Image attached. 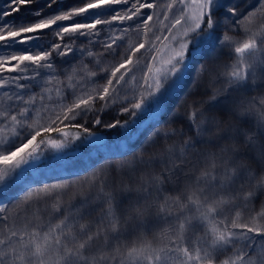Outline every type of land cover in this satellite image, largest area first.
<instances>
[{
    "label": "snow or ice",
    "instance_id": "6c2138e0",
    "mask_svg": "<svg viewBox=\"0 0 264 264\" xmlns=\"http://www.w3.org/2000/svg\"><path fill=\"white\" fill-rule=\"evenodd\" d=\"M57 2L47 0L45 7ZM33 3L39 0H6L0 5V52L4 53L0 58V191L16 179L19 170L40 158L42 147L63 149L69 140L84 142L89 137L94 138L89 142L98 141L87 124L128 130L134 118L153 104H163L171 89L189 75L190 87L203 84L207 96L193 101L184 116L194 136H187L182 127L166 129L164 147L148 156L142 147L136 150L126 165L127 179L114 180L111 191L104 190L107 176L93 177L96 197L81 194L79 206H65L56 195L50 205L45 203L23 220L17 217L11 222L7 205L0 200V264H264V224L257 220H264V201L251 223L239 222L241 213L235 211L241 200L247 208L259 198L258 191L264 192V175L257 177L245 160L251 153L252 159L264 161V110L256 107L255 97L233 95L264 85V0L255 4L244 0H74L69 10L38 22L12 19L21 7ZM158 8L162 10L157 12ZM34 14L42 17L43 12L37 9ZM160 17L167 35L152 30L150 22ZM65 21L71 23H61ZM125 22L131 23L125 26ZM133 30L148 39L121 51ZM77 41H87L90 47ZM161 41H168L164 44L168 58L155 69L151 62L144 64L147 93L133 97L132 103L120 92L129 78L135 80L133 72L140 60L134 61L133 56L146 50L155 62ZM96 47L102 49L99 55L91 50ZM77 52L91 58L99 71L81 61L79 71L73 66L59 79L56 62L68 63ZM205 53L208 59L198 63L193 74V63ZM105 54L119 59L101 67ZM259 103L264 108V100ZM108 111H115L116 118L104 123L100 117ZM121 113L129 119L122 122ZM48 114L54 119L49 116L47 127L37 130L30 122ZM232 116L255 118V130L238 129ZM57 123L63 127H54ZM71 128L77 130L75 135L70 136ZM52 132L62 138L37 140L42 133ZM238 133L244 137L243 145L237 142ZM157 134L158 129L149 139ZM177 134L185 138L168 144V138ZM198 143L217 147L197 148ZM124 169L121 165L115 171L119 174ZM242 180L256 183L245 191L244 184L238 185ZM63 187L57 182L28 188L17 202H43ZM101 199L105 207L99 223H81L89 205ZM150 220L170 225L162 247L153 246L155 235L153 241L140 235L130 245L118 243L125 225L146 231Z\"/></svg>",
    "mask_w": 264,
    "mask_h": 264
},
{
    "label": "trees",
    "instance_id": "16d2710c",
    "mask_svg": "<svg viewBox=\"0 0 264 264\" xmlns=\"http://www.w3.org/2000/svg\"><path fill=\"white\" fill-rule=\"evenodd\" d=\"M68 2V3H67ZM134 2V0H133ZM47 3V0H43L41 4L37 5L36 7H44L46 10L43 12L42 17H37L34 22H38L39 18H51L52 15L60 14L63 11L69 10V6L74 3V0H58L57 3H53L51 7H45V4ZM67 3V5H66ZM244 3H253L255 4V0H244ZM241 7H244V4H241ZM19 14V15H18ZM22 21L24 22H32L34 18H31L27 16V14H20L16 13L13 15L12 19L16 18H22ZM78 20V22H88L83 21L80 18H75ZM65 25H68L69 21L61 22ZM131 23V22H130ZM55 27V26H54ZM135 26H133V29ZM135 31V30H134ZM136 32V31H135ZM138 36V35H137ZM140 37V36H138ZM166 43V42H165ZM161 52L164 50V45L161 46L159 49ZM191 52V48L189 50ZM16 54H19L18 52ZM208 59V54L205 53L204 56L198 57L195 62L193 63V74L195 67L198 63L204 62ZM222 60H227V57L224 54H221ZM81 62V61H80ZM78 61L72 62L70 64V70L74 66L77 71L81 68V63ZM83 64H86L85 61H82ZM88 65V64H86ZM88 67L93 71H98V69H93L89 65ZM68 69V68H67ZM68 71V70H67ZM59 79L63 80L64 75H60ZM192 76L189 75L186 79L183 80L182 83H179V87L176 89V91L171 95V98L169 100L170 104L167 105L163 111L160 113H163V117H161L158 122L151 127L149 130L146 131V134L144 136L143 134L138 138V140H133L129 143L128 146H125L123 151H112L110 153H106L102 157H95V158H84L83 156L76 160L73 166L67 167L63 171H57L56 173H45L41 172L38 177L33 176L34 172H38L43 167L48 166H60L61 163L66 162V160H69L74 157L81 156L84 152L91 151L97 146H88L86 142L81 141H71L69 140L68 144L63 149H51L47 146L42 147L41 152L42 155L39 159L34 160L31 162L30 166H24L21 170L18 171L16 179L10 183L3 191H0V200L4 202L5 205H7L8 212L6 213L9 215V221L11 222L14 218H17L19 216L20 219H23L25 216L30 215L35 209L42 208L45 203L51 204L55 198L56 195H60L61 199L64 201L65 206L69 205V203L79 206L82 196H87L89 199H92L96 197L97 195V188L92 187L91 185V179L93 177H99L104 178L107 176V183L105 184L104 190L111 191V184L112 182L118 181L121 177L127 179L126 177V165L127 162L130 161L133 157V153L143 148V152L145 156L150 155L154 149L156 148H163L165 145V141L163 139L162 133L169 128H183L184 132L187 136H194V133L189 129L188 123L186 119L184 118L185 113L190 105H193V101L204 99L207 96V93L204 91L203 84H198L196 87H190ZM207 77L205 76V80ZM100 83H103V81H99ZM92 85H89V88H91ZM215 87H219V85H216ZM261 93H256L253 91L248 92H237L234 93V96L239 97L241 94H243L246 97L252 98L255 97V104L256 107L260 110H264V108L260 105V100H264V85L261 86V88H258ZM141 93L146 94L147 93V87L143 86L141 88ZM137 98L139 95L136 96ZM71 96H69L68 102H71ZM135 103V99H133ZM130 107L129 105H126ZM97 107H99V103L97 104ZM152 107V106H151ZM175 110V111H174ZM57 112L60 111V109H56ZM215 111V110H214ZM153 110L147 109L144 115H141L137 118H134V123L128 125V130H123L121 128H115V129H108L104 128L95 124H87L86 126L90 127L92 131H103L107 133L108 135V141L107 144H112L120 139H129L133 136L134 131H132V126L139 127L143 124L144 121L147 120V118L152 115ZM91 118V114L89 117H85V120H89ZM104 123H110L113 121L114 118H116L115 111H108L101 115L100 117ZM122 122L125 120H128L129 117L126 114L121 113L118 117ZM52 119H54V116H52ZM231 120L233 124H235L238 129H252L255 130L256 121L255 118L247 119V120H241L237 116H232ZM77 121H79V118H77ZM54 127H63L62 124L57 123L54 125ZM159 130V134L152 136L151 140L149 137L155 130ZM39 130V129H38ZM70 135L76 134V129L71 128L68 129ZM75 134H74V132ZM144 136V137H143ZM62 137L55 133H42L41 137H38L37 140L40 139H61ZM185 137L180 136L177 134L176 136H172L168 138L167 143L172 144L173 142L179 144ZM238 144L243 145L244 143V137L243 135L238 133ZM261 142H264V137H261ZM220 143H224L221 141ZM118 147L117 143H114ZM204 147H210V148H216V145H207V144H197V148H204ZM131 149L132 151H129ZM121 152H126L127 155L120 156ZM191 158V153L188 154ZM109 157H111L109 159ZM246 162L250 165V171H252L257 177L264 175V161H258L256 159L251 158V153H249L248 156L245 157ZM121 165H125V169L121 171L119 174L115 171L116 168H118ZM57 182H60L64 185L63 189L59 193H53L51 198H48L46 201L43 202H37L35 199H33L30 202V205H25L22 202H17V197L27 190L28 188L37 189L43 185H52ZM256 181L253 180L251 182L245 183V181H238L239 184H244V190L248 191L252 189V186L255 185ZM97 185H99V180H97ZM171 191V189H169ZM173 195L175 193H172ZM258 199H254L247 205V208L245 207V202L240 201V206L235 210L239 211L241 213V219L239 222H248L251 223V217L252 215H255L256 213L260 212L262 210V201H264V192H257ZM73 197H75L73 199ZM105 205L102 202V199L100 201H97L87 208V210L84 213V219L81 221V223H92L93 225L99 223V216L101 215L102 210L104 209ZM248 209H252L253 211L249 213ZM17 215V216H16ZM40 215H45V213L41 212ZM258 223L264 224V220H260L259 217L257 218ZM123 223V222H121ZM170 227L169 224L164 222H157L155 220H150L148 222V230H138L134 231L131 224L125 225L124 228L126 229L123 236L120 237V240L118 243L124 244V245H130L133 241L137 239L138 236L143 235L145 238L149 241H153V236L155 235L156 240L153 241V244L156 245H163L164 243H167V233L165 232L166 229ZM199 233V231L197 232Z\"/></svg>",
    "mask_w": 264,
    "mask_h": 264
},
{
    "label": "rangeland",
    "instance_id": "374dc122",
    "mask_svg": "<svg viewBox=\"0 0 264 264\" xmlns=\"http://www.w3.org/2000/svg\"><path fill=\"white\" fill-rule=\"evenodd\" d=\"M42 1L43 0H39V3H33L31 5H26V6L21 7V10H20L19 13L20 14H27V16H29L31 18H34L32 20V22H34V20H36V15L34 14L35 11L37 9H41L42 12H44L46 10L44 7H41V6L38 7V8L36 7L37 5L41 4ZM63 1H65V0H63ZM4 3H6V0H0V5H2ZM67 3H66V5H67ZM162 3H163V0H162ZM161 10H162L161 8H158L156 11L160 12ZM24 18L25 17L16 18L14 20L21 21ZM162 19L163 18L160 17L159 19H154L153 22H150L152 30H153V32H155L156 35H161V36L167 35L166 32L162 31V28H163V25L161 24V20ZM129 23L130 22H125V26H127V24H129ZM42 31L48 32L49 30H42ZM178 32H179V30H177L176 34H178ZM147 39H148V37H138L137 33L133 30V31L129 32L127 40L125 41V44L122 46L121 51H123L124 47L134 46L138 42H145ZM165 42L168 43V41L157 42V48L160 49L162 45L166 44ZM81 44L84 47H90L87 44V41H77V45H81ZM91 50L93 52L97 53L98 55L102 51V49H100L99 47L91 48ZM3 55H4V53L0 52V58H2ZM71 55L72 54H69L70 57H71ZM155 55H157V57H158V59L155 62H152L150 60V53L148 51H146V50H141V52L139 54L133 56V60L134 61L137 60V59L140 60V65L133 72V75L135 76V80H131V78H129V83L127 85H125V90L120 92V95L122 97L127 95L129 100L132 103H134L133 97H136L137 95H140L141 88L144 86V82H143L142 77L144 75V72L147 71V69H145L143 67L144 64L151 62L153 64V68L154 69L158 68V67H161L162 66V62L164 60H167L169 53L167 52V50L164 49L161 52L158 51L157 53H155ZM117 59H119V58L118 57H113V56H108L107 54H105L103 60L101 61V65L100 66L101 67H108L109 65L116 63ZM75 61H78V62L85 61L86 64H88L91 68L98 69V68L94 67L93 64L90 62L91 58L81 57L80 54L77 52L76 55H75V59H69L68 63L61 64L59 62V60H58L56 62V70L63 75L64 71H67V70L69 71L70 70V64L72 62H75ZM98 71H99V69H98ZM178 87H179V84L176 87L171 89V91L168 93V96L165 98V102L163 104H153L152 105V107H151V110H153L152 115H150V117L147 118V120L144 121L141 126L136 127L135 124H134V126H132L133 127L132 131H134V134H133V136L131 138H129V139H120V140L114 142V143L118 144V147L116 145H114V143H112V144L105 143V144L95 145V146H97V148H95V149H93L91 151H88L86 153L84 152L83 154H81V156L74 157V158H71L69 160H66V162L61 163L60 166L43 167L38 172H34L33 176L38 177L41 172H45V173H53L54 172V173H56L57 171H59V169H60V171H63L68 166L69 167L73 166L72 164H74V162H76V160L80 159L82 156L84 158H95V157H102L106 153H110L111 150L112 151H116V152L123 151L125 146H128L131 141L138 140V138L143 134V132H144V136H145L146 131L149 130L151 127H153L158 122V120L161 117H163V113L162 114H160V113L163 111V109L167 105L170 104L169 100L171 98V95H173V93L176 91V89ZM40 90H41L40 88H35L34 89V91L37 92V93H39ZM243 91L244 92H248V91H251V90H248V91L247 90H241V92H243ZM253 92H256V93H259V94L261 93L259 90H255ZM49 116H51V114H48V116H43L38 122L35 121V118H34L33 121H30V122L35 123L36 127H37V130H38L40 128V126H44V127L49 126V124H48ZM51 118H52V116H51ZM74 134H75V132H74ZM2 167L3 166H0V168H2ZM17 217H19V216H17ZM21 220H23V219H21ZM153 246L154 247H162L163 245L159 246V245L153 244ZM220 259H223V257H220ZM217 264H219V261H217Z\"/></svg>",
    "mask_w": 264,
    "mask_h": 264
},
{
    "label": "water",
    "instance_id": "95a60500",
    "mask_svg": "<svg viewBox=\"0 0 264 264\" xmlns=\"http://www.w3.org/2000/svg\"><path fill=\"white\" fill-rule=\"evenodd\" d=\"M93 132L96 133L97 137H99V140L95 141V142H89V141H94L93 137H89V140L85 141L88 146L100 145L101 143L106 141L107 138H108L106 133H102V132H99V131H93Z\"/></svg>",
    "mask_w": 264,
    "mask_h": 264
},
{
    "label": "bare ground",
    "instance_id": "6f19581e",
    "mask_svg": "<svg viewBox=\"0 0 264 264\" xmlns=\"http://www.w3.org/2000/svg\"><path fill=\"white\" fill-rule=\"evenodd\" d=\"M99 132H102V133H105V132H103V131H99ZM107 134V133H106ZM71 136V135H70ZM107 137H108V135H107ZM107 141H108V138H107V140L106 141H104L103 143H101V144H105V143H107Z\"/></svg>",
    "mask_w": 264,
    "mask_h": 264
}]
</instances>
